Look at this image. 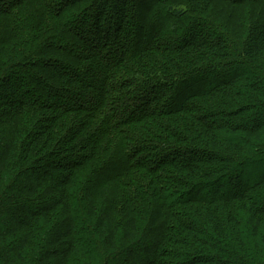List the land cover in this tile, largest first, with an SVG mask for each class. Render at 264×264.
<instances>
[{"label": "trees", "instance_id": "obj_1", "mask_svg": "<svg viewBox=\"0 0 264 264\" xmlns=\"http://www.w3.org/2000/svg\"><path fill=\"white\" fill-rule=\"evenodd\" d=\"M131 1L0 0V264H264V0Z\"/></svg>", "mask_w": 264, "mask_h": 264}, {"label": "rangeland", "instance_id": "obj_2", "mask_svg": "<svg viewBox=\"0 0 264 264\" xmlns=\"http://www.w3.org/2000/svg\"><path fill=\"white\" fill-rule=\"evenodd\" d=\"M138 2H139V0H138ZM138 2H137V0H132L131 1V3L129 2V4L127 3V6L129 5V6H131L130 7V13H129V16L127 17V21H125V24H124V26H125V31H123V32H121V35H119V37L117 38V35L115 34L114 35V30L113 29H111L110 27H112L113 25H112V23H109L108 21H109V18L107 19V17H108V12H110L112 9H113V4L112 5H108L107 7H106V13H107V15H105V17L103 18V20L101 21V23L100 24H102V28H101V30L102 31H104L103 32V34L105 35V34H108L109 32H110V35H112V36H108L107 37V40H109V44H111V46L109 45L107 48H105L104 49V54H107V53H109L110 51H111V53H113V51L114 50H116L115 48L117 47V45H119L118 46V48H122L123 46H125L124 48H127V50H134V48H133V46H134V43H135V47H136V45H137V49H138V46L140 45V42L141 43H143V45H145V44H147L148 43V41H145V39H143V40H141V38L140 37H143V34L146 32V28L145 29H140V27H139V25H140V23H141V20H140V18L138 17V16H136V15H134V14H132V13H134V11H135V9L137 10V5H138ZM103 3H104V1H103ZM141 3H142V1H141ZM143 4V3H142ZM91 4L90 3H88L87 4V6H85L84 8H83V12L81 13L82 15L84 14V15H90V13H92V11L90 10V8H91V6H90ZM136 5V6H135ZM152 6V5H151ZM153 7V11H154V13H152L151 14V17H150V21H149V23L150 24H154L157 28H156V30H155V32H159L158 34H157V38H159V37H162V36H165V31L166 30H164V29H166V27H170V28H173L174 27V29H176L177 30V32H180V31H182V30H184L185 28H186V24L185 23H182V22H180L179 20H172V21H170V20H168L167 18H166V16H165V14L163 13V6L161 5V4H159V3H154V6H152ZM151 8V7H150ZM138 11V10H137ZM77 13H74V14H72V15H70L69 17H70V19H72V17L73 16H75ZM132 14V15H131ZM78 15H79V12H78ZM77 17V16H76ZM88 17V16H87ZM109 17H110V15H109ZM107 19V20H106ZM167 19V20H166ZM139 22V23H138ZM148 23V24H149ZM139 24V25H138ZM142 25V24H141ZM113 28V27H112ZM139 30V32L137 33V35H136V32ZM141 30V31H140ZM170 30H172V29H170ZM154 31V30H153ZM152 31V32H153ZM173 33H175V34H177L176 32H173ZM138 38H137V37ZM167 37H170V38H174L175 36H173V35H169V34H167ZM103 38H104V36H103ZM136 38H137V40H136ZM105 39V38H104ZM160 39V38H159ZM106 40V39H105ZM125 42V44H123ZM120 44H123V46L122 45H120ZM136 49V50H137ZM102 50V49H101ZM113 57V56H112ZM108 59V58H107ZM19 82V81H18ZM31 94V93H30ZM244 170H246V169H244ZM263 170V168L261 169V171ZM260 170H256V171H254V170H252L251 169V174H254L253 176H254V178H255V175H257L258 173H260L259 172ZM251 174H250V176H248V175H245V177L247 178V180H249L250 179V177H252L251 176ZM235 175V174H234ZM253 178V179H254ZM222 182H223V185H225L226 183H227V179L226 178H223L222 179ZM137 253L136 254H141V252L140 251H136ZM138 252H140V253H138ZM132 259V258H131Z\"/></svg>", "mask_w": 264, "mask_h": 264}]
</instances>
